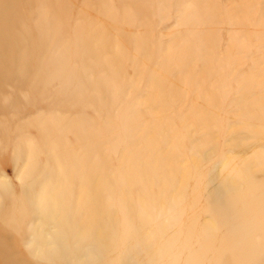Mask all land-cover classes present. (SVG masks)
I'll use <instances>...</instances> for the list:
<instances>
[{
	"label": "rangeland",
	"instance_id": "rangeland-1",
	"mask_svg": "<svg viewBox=\"0 0 264 264\" xmlns=\"http://www.w3.org/2000/svg\"><path fill=\"white\" fill-rule=\"evenodd\" d=\"M0 264H264V0H0Z\"/></svg>",
	"mask_w": 264,
	"mask_h": 264
},
{
	"label": "bare ground",
	"instance_id": "bare-ground-1",
	"mask_svg": "<svg viewBox=\"0 0 264 264\" xmlns=\"http://www.w3.org/2000/svg\"><path fill=\"white\" fill-rule=\"evenodd\" d=\"M4 48L6 49V47H4ZM46 236H49V233H46V234H45V233L42 232L41 229L36 228V234L33 235V239H34V241L36 240V242H37L36 237L44 238V237H46ZM42 242H45V240L42 241ZM55 243H56V240L54 239L53 244H55ZM57 244H58V243H57Z\"/></svg>",
	"mask_w": 264,
	"mask_h": 264
}]
</instances>
